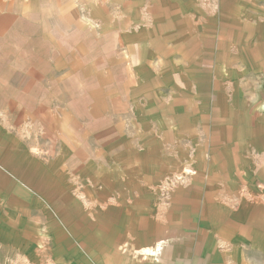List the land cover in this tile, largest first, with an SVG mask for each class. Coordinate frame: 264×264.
<instances>
[{"label":"rangeland","instance_id":"obj_1","mask_svg":"<svg viewBox=\"0 0 264 264\" xmlns=\"http://www.w3.org/2000/svg\"><path fill=\"white\" fill-rule=\"evenodd\" d=\"M153 11L156 28H169L156 29L147 39L149 53L157 54L155 64L167 57L163 82L175 111L170 152L180 153V143L210 160L213 154L240 152L238 166L249 165L251 174L261 168L264 174V0H157ZM126 51L120 50L123 55ZM10 66L11 81L0 75V264H98L86 248L91 241L98 252V237L89 228H99L100 218L122 211L109 204L121 193H104L100 182L104 141L117 136L123 140L118 141L124 144L121 151L134 153L162 152L163 145L147 144V134L135 135L113 118L110 126L103 121L104 97L98 91L113 79L69 82L84 86L89 98L56 96L39 88L48 82L27 81L18 63ZM87 99L89 113L83 102ZM183 115L192 117L194 133ZM133 117L125 113L127 121L135 122ZM176 121L182 128L174 127ZM77 138L87 141L78 144L73 141ZM100 139L103 143L96 145ZM72 155L74 163L88 167L68 166ZM175 178L171 176L160 196L167 198L179 182ZM137 186L112 188H126L123 197L131 200L136 193L129 190Z\"/></svg>","mask_w":264,"mask_h":264},{"label":"crops","instance_id":"obj_2","mask_svg":"<svg viewBox=\"0 0 264 264\" xmlns=\"http://www.w3.org/2000/svg\"><path fill=\"white\" fill-rule=\"evenodd\" d=\"M156 1L0 0V75L3 81H11L8 67L18 63L27 81L48 82L40 85L41 90L83 98L91 93L69 82L113 79V84L98 91L104 97L100 101L103 121L110 126L113 118L118 127L131 129L135 135L147 134V144L163 145L162 152L134 153L122 152L124 144L118 141L123 140L117 136L104 141V153L99 156V171L104 170L100 182L106 188L104 193H121L110 198L109 204L122 211L120 216L100 218L99 228H89L98 237V252L92 250L91 241L86 248L98 258V264H261V168L251 174L249 165L239 167L237 162L243 160L240 152L213 154L210 160L205 153H189L186 143L178 144L182 145L180 153L170 152L171 115L175 111L165 93H170V88L163 82L167 57L162 55L155 64L157 54L148 51L147 35L156 29L169 30L154 24ZM123 48L127 50L124 55L120 52ZM59 89L65 92L58 93ZM142 98L145 104L140 103ZM174 99L175 104L178 98ZM83 102L89 113L90 100ZM127 111L134 114L135 122L126 120ZM189 115H183V120L193 121ZM193 123L187 126L184 122L191 130ZM173 125L182 128L178 121ZM183 132L186 137L185 127ZM73 141L84 145L87 139ZM100 143L101 139L95 141ZM70 159L68 166L76 170L88 167L84 162L74 163V155ZM172 159L177 162L173 166ZM135 171L139 173L133 175ZM171 176L179 182L167 191V198L162 197L159 193L164 189L165 194ZM126 184H138L129 190L136 193L135 199L123 197L126 188H112ZM146 193L142 196L145 200H139V195ZM139 208L141 211L135 210Z\"/></svg>","mask_w":264,"mask_h":264}]
</instances>
